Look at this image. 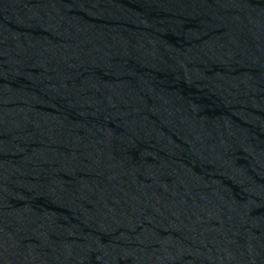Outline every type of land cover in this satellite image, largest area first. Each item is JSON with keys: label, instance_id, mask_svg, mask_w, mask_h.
Masks as SVG:
<instances>
[{"label": "water", "instance_id": "water-1", "mask_svg": "<svg viewBox=\"0 0 264 264\" xmlns=\"http://www.w3.org/2000/svg\"><path fill=\"white\" fill-rule=\"evenodd\" d=\"M0 264H264V0H0Z\"/></svg>", "mask_w": 264, "mask_h": 264}]
</instances>
